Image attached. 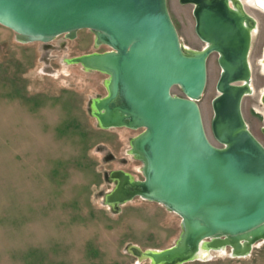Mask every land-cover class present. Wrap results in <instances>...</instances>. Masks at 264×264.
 Returning <instances> with one entry per match:
<instances>
[{
    "label": "water",
    "instance_id": "water-1",
    "mask_svg": "<svg viewBox=\"0 0 264 264\" xmlns=\"http://www.w3.org/2000/svg\"><path fill=\"white\" fill-rule=\"evenodd\" d=\"M193 7L201 50L185 48L167 0H0V24L22 43L47 44L89 30L110 51L72 58L87 72L107 75L106 95L91 102L100 129H142L131 141L143 180L123 171L106 202L139 197L181 218L175 245L129 251L151 264L204 260L213 250L249 255L264 243V146L251 133L242 102L253 93L248 57L255 26L241 0H179ZM220 69L205 133L198 102L207 85V61ZM179 89L182 96L172 94ZM264 135V128L262 129ZM206 255H202V254Z\"/></svg>",
    "mask_w": 264,
    "mask_h": 264
},
{
    "label": "rangeland",
    "instance_id": "rangeland-1",
    "mask_svg": "<svg viewBox=\"0 0 264 264\" xmlns=\"http://www.w3.org/2000/svg\"><path fill=\"white\" fill-rule=\"evenodd\" d=\"M167 6L182 45L201 50L192 6L179 0H167ZM107 51L95 45L89 30L47 44L22 43L0 24V264H151L129 248L160 251L176 244L181 218L161 204L136 197L115 209L106 202L112 172L143 180L142 163L129 153L130 140L143 130L100 129L91 101L105 97L108 77L68 61ZM256 55L254 83L261 78ZM219 74L217 56L211 55L198 105L215 146L211 102ZM259 87L242 102L256 138L264 127ZM172 94L182 96L177 88ZM184 264H264V243L245 257H233L227 248Z\"/></svg>",
    "mask_w": 264,
    "mask_h": 264
},
{
    "label": "flooded vegetation",
    "instance_id": "flooded-vegetation-1",
    "mask_svg": "<svg viewBox=\"0 0 264 264\" xmlns=\"http://www.w3.org/2000/svg\"><path fill=\"white\" fill-rule=\"evenodd\" d=\"M243 3V7L245 12L253 18L255 22L254 28L251 30V45H250V52H249V65L250 67L252 66L253 62V53H257L255 63L257 67L259 68V76L261 78L258 79V81H255L254 83V74H253V69L251 67V87L253 89V92H255V85L260 86L259 87V92H258V106L264 107V0H241ZM193 11V7H192ZM193 16V15H192ZM194 19V17H193ZM195 22V21H194ZM49 48V45H43V48L46 50ZM98 99V98H96ZM94 100V99H93ZM255 112V111H254ZM256 118L260 121H262V115L260 113L255 112ZM264 127H261L259 131V138H257L264 146V135L262 133V129ZM252 133V132H251ZM133 138L130 140V148H129V153L132 158H134L133 154L131 153V141ZM135 159V158H134ZM109 181L114 182L115 180L113 179L112 175L110 174L109 176ZM114 184V183H113ZM114 188V185H113ZM113 190V189H112ZM111 190V191H112Z\"/></svg>",
    "mask_w": 264,
    "mask_h": 264
}]
</instances>
